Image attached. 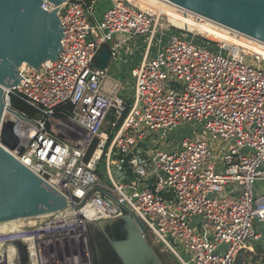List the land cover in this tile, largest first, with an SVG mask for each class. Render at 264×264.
I'll list each match as a JSON object with an SVG mask.
<instances>
[{"label": "built area", "instance_id": "2783aa9c", "mask_svg": "<svg viewBox=\"0 0 264 264\" xmlns=\"http://www.w3.org/2000/svg\"><path fill=\"white\" fill-rule=\"evenodd\" d=\"M99 1H44L62 29L58 56L37 69L25 64L23 80L4 90L2 122H13L23 147L9 153L66 206L0 233V246L14 248L16 264L15 242L30 264H80L74 248L81 239L89 255L88 224L123 216L122 205L179 264H244L241 253L254 252L264 230V55L176 28L127 0H112L97 19ZM137 37L144 51L133 63L127 46ZM103 47L110 61L100 70ZM12 97L34 116L14 110ZM186 125L190 135L171 137Z\"/></svg>", "mask_w": 264, "mask_h": 264}, {"label": "water", "instance_id": "95a60500", "mask_svg": "<svg viewBox=\"0 0 264 264\" xmlns=\"http://www.w3.org/2000/svg\"><path fill=\"white\" fill-rule=\"evenodd\" d=\"M46 1L55 6L65 0H0V224L50 215L65 208L63 197L23 167L9 152L23 153L13 122L3 121L4 88L19 83V68L25 63L34 69L54 61L60 51L62 29L56 12L41 8ZM223 27L264 44V0H169ZM110 52L103 47L95 67L104 70ZM23 80V79H22ZM89 146L84 163L95 149ZM94 190L116 198L102 188ZM83 203L80 205L82 206ZM125 214L98 220L87 226L91 264H167L147 238L142 221L120 205ZM19 264H27L28 253L21 242L14 244Z\"/></svg>", "mask_w": 264, "mask_h": 264}, {"label": "bare ground", "instance_id": "6f19581e", "mask_svg": "<svg viewBox=\"0 0 264 264\" xmlns=\"http://www.w3.org/2000/svg\"><path fill=\"white\" fill-rule=\"evenodd\" d=\"M128 1L132 2L133 0H128ZM135 2H137L141 6L138 8L142 10L149 12L155 11V14L157 13L158 15H163L165 18H167L168 22L176 28H183L188 32H197V34L199 35L205 34L206 36H213L211 37V39L213 40H221L227 42L228 44H238L240 46H245L249 50H254L257 51L259 54L264 55L263 50L258 49L257 47H254L250 44L248 45V42L246 43L243 40H241L239 37H244L243 34H240L232 29L223 27L221 25H218L207 19H204L202 16H199L198 14L192 11H188L187 9L179 7L174 3L170 2L169 0H135ZM141 4L147 6L148 9ZM134 6L137 7L136 4H134ZM150 8H153V10H151ZM24 65L25 63H23L20 66V68H22ZM6 89L8 88H4V90ZM12 118L14 119L15 117L12 116ZM21 221L24 220L1 223L0 233H7L18 230ZM13 249H14L13 247H10L9 251L7 253H4L3 256L4 259L2 260L3 264H6L7 262L9 264H16L12 262V258L14 255ZM85 262L87 263V260H85Z\"/></svg>", "mask_w": 264, "mask_h": 264}, {"label": "rangeland", "instance_id": "374dc122", "mask_svg": "<svg viewBox=\"0 0 264 264\" xmlns=\"http://www.w3.org/2000/svg\"><path fill=\"white\" fill-rule=\"evenodd\" d=\"M111 2H112V0H101V1L97 2V4L95 5V17L97 19H99L101 13L106 8H108L110 6ZM127 2H129V1L127 0ZM129 3L131 5L136 4L137 7H141L137 2H135V0H133L132 2H129ZM141 5H143V4H141ZM143 6L148 9L147 6H145V5H143ZM150 9L153 10V8H150ZM170 33L171 34L174 33L177 35L179 32L171 31ZM127 48L130 50L131 57L133 59V63H139L141 56H142V53L144 51L143 38L142 37L135 38L134 40H132L131 42L128 43ZM112 65H114V64H112ZM129 68H130V66L128 68H126V70H129ZM261 68H264V64L261 65ZM115 69H116V67H115ZM126 70H124L122 72L123 76L121 78L124 82L125 81L132 82V79L130 78L129 71H126ZM124 74L126 75L125 77H124ZM128 91H129V93L132 94V90H128ZM107 126L108 125L105 124L104 129H107ZM192 128L193 127L188 126V125L181 127L179 129H177L175 131V133L173 134V136H171V137L175 138L176 140H179L184 135H190V132H191L190 129H192ZM256 186L258 188H260L263 186V184L259 182L256 184ZM34 221H36V220L30 219V220H27L25 222L21 221V223H23L24 226H27L28 223L32 224ZM22 225H21V227H22ZM257 231L262 234V239L257 242L259 246L254 248V252H252V253H249V252L241 253V255L239 257V262H241V263L243 262L244 264H257L256 261H257L258 257L256 255L261 253L260 251H263V253H264V230L262 227H259L257 229ZM147 238L150 240L151 244L158 250V252L161 254L162 258L166 261L167 264H179L178 261L175 259V257L172 256L170 251H168L165 246L161 245V243L157 240V238L153 234L147 233ZM75 245H76V247L74 248L75 253L79 254L80 264H88V262L91 264L90 256L88 255L89 259L86 258L85 245L82 244L81 239ZM8 247H11V245L0 246L1 258H3L4 252L7 250ZM87 248H88V246H87ZM256 249L259 251H257ZM88 252H89V249H88ZM85 260H87V263L85 262ZM28 263L30 264V262H27V264ZM261 264H264V260L261 261Z\"/></svg>", "mask_w": 264, "mask_h": 264}, {"label": "trees", "instance_id": "16d2710c", "mask_svg": "<svg viewBox=\"0 0 264 264\" xmlns=\"http://www.w3.org/2000/svg\"><path fill=\"white\" fill-rule=\"evenodd\" d=\"M92 0H86L87 3H90ZM11 106L14 110H17L19 112H23L27 114L28 116L32 117L34 116V110L30 108L28 105H26L24 102H22L20 99L17 97H12L11 98ZM71 108L70 107H65L64 109H59L56 112V116L59 117L61 115H67L66 113L70 112ZM62 112V114H61Z\"/></svg>", "mask_w": 264, "mask_h": 264}, {"label": "crops", "instance_id": "0c3cea01", "mask_svg": "<svg viewBox=\"0 0 264 264\" xmlns=\"http://www.w3.org/2000/svg\"><path fill=\"white\" fill-rule=\"evenodd\" d=\"M87 258H88V255H87ZM88 264H89V262H88Z\"/></svg>", "mask_w": 264, "mask_h": 264}]
</instances>
